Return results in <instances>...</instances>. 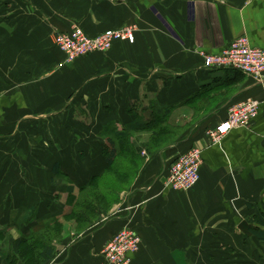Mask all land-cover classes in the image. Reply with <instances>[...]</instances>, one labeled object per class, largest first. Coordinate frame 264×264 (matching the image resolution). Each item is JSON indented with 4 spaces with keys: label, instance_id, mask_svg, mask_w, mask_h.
<instances>
[{
    "label": "crops",
    "instance_id": "obj_1",
    "mask_svg": "<svg viewBox=\"0 0 264 264\" xmlns=\"http://www.w3.org/2000/svg\"><path fill=\"white\" fill-rule=\"evenodd\" d=\"M125 25L135 26L133 42L68 62L52 38ZM240 35L264 49V0H0V211L4 226L22 229L12 238L25 232L29 208L32 223L63 221L68 186L79 197L108 169L104 142L128 130L141 158L135 173L106 215L64 229L45 264H104L102 248L122 228L141 239L130 264H264V81L207 69L200 54ZM243 99L258 101L254 119L211 144L206 132ZM156 107L183 129L150 153L146 131L127 127ZM191 147L203 149L199 181L170 189V161Z\"/></svg>",
    "mask_w": 264,
    "mask_h": 264
},
{
    "label": "built area",
    "instance_id": "obj_2",
    "mask_svg": "<svg viewBox=\"0 0 264 264\" xmlns=\"http://www.w3.org/2000/svg\"><path fill=\"white\" fill-rule=\"evenodd\" d=\"M134 31V25H125L89 36L82 28L73 26L67 31H55L52 38L68 62L96 51H108L115 41L133 42ZM200 54L207 69L240 70L256 81H264V49L251 46L246 35L238 36L219 53L201 51ZM258 108L256 99H243L232 103L228 107L226 119L206 132L210 143L220 142L232 128L248 126L256 116ZM202 151L200 147H191L175 156L167 169L166 186L181 191L194 187L200 178ZM140 241V236L133 229H120L102 248L104 264H130L131 255L138 251Z\"/></svg>",
    "mask_w": 264,
    "mask_h": 264
},
{
    "label": "trees",
    "instance_id": "obj_3",
    "mask_svg": "<svg viewBox=\"0 0 264 264\" xmlns=\"http://www.w3.org/2000/svg\"><path fill=\"white\" fill-rule=\"evenodd\" d=\"M234 71L237 74L242 73L240 70ZM169 111L163 110L161 107H156L152 112L151 118L135 120V122L127 127V129L131 128L137 131H149L150 137L148 141L144 142L143 146L150 153H153L156 149L169 146L180 136V130L174 131V127L176 126L166 125V118L167 115H169ZM160 123L162 124L159 130H157V125ZM163 123H165L164 126ZM114 136L115 138L113 139L107 138L106 145L104 146L106 163L109 165L108 170L112 171L113 177L110 174H104V176L99 175V177L91 178L85 186L80 187L79 197L74 193L75 187L73 183L67 188L68 196L66 199V206L69 210L65 216L75 214L74 221L84 225L80 230L94 223L102 214H107L109 207L107 208L106 206H110L115 200H118L119 190L125 188L126 185L120 188L122 183L112 180V178L117 176L128 179V176L135 173L136 167L140 164L141 158L138 152L130 146L131 136L128 130H126V132L116 131ZM156 143L157 147L155 148ZM118 149L127 155L131 163L127 171L117 168L116 164H114L118 153H120ZM133 163L136 165H133ZM58 170V166L56 165L54 172L57 173ZM35 216L36 210L29 208L24 217L26 223L25 232L12 240L10 249L7 251L8 253L1 256L6 264H18V262L20 264H45L56 255V246L64 238V222L56 218L52 221L42 223L38 229H32V225L35 224L32 223ZM2 231H4V229L0 232ZM259 233L262 235L261 232ZM27 255H29V257Z\"/></svg>",
    "mask_w": 264,
    "mask_h": 264
},
{
    "label": "rangeland",
    "instance_id": "obj_4",
    "mask_svg": "<svg viewBox=\"0 0 264 264\" xmlns=\"http://www.w3.org/2000/svg\"><path fill=\"white\" fill-rule=\"evenodd\" d=\"M174 114H175V112H174ZM152 122H154V121H152ZM182 123V121H180V124ZM162 123H160V124H158L157 126V130H159V128H160V125H161ZM165 125V123H163V126ZM169 126V125H168ZM175 128V130L174 131H176V130H180V132L182 131V127L180 128L179 127V129L178 128H176V127H174ZM145 132V131H144ZM147 133H149V131H146V133H144V134H141V135H143L145 138L147 137V139H149V137H150V135H148ZM179 133V132H178ZM180 134V133H179ZM148 141V140H147ZM106 142L107 141H105L104 142V144L106 145ZM17 143V142H16ZM105 145H103V147L105 146ZM157 145V143L155 144V148L157 147L156 146ZM20 147V146H19ZM145 152V151H144ZM115 163L118 165V164H124V165H128V164H130L131 165V163L129 162V159H128V157H127V155L126 154H124L123 152H121L120 151V153H118V155H117V158H116V161H115ZM133 165H136V164H134L133 163ZM133 167H136V166H133ZM104 174H110L112 177H113V173H112V171L111 170H106V171H104L101 175L102 176H104ZM114 178H116L118 181H120L121 183H125V182H127L128 180L127 179H124V178H120V177H117V176H114ZM62 180H64V182H68V180H67V177H62L61 178ZM113 179V178H112ZM82 196V195H81ZM106 203V202H105ZM104 203V204H105ZM107 204V203H106ZM105 204V205H106ZM107 208L109 207V206H106ZM67 209H69V208H67ZM108 209H110V207L108 208ZM7 212V211H6ZM106 215V214H105ZM6 215L5 214H3V212L2 211H0V224H1V226H0V231L2 230V229H4V231H2V232H0V264H6L5 263V260L1 257V256H3L4 254H7L8 252V250L10 249V245H11V241L14 239V238H12L13 236H15V234H19V232L21 233V230L22 229H17V230H14L13 229V227L12 226H4V224H3V218L5 217ZM74 218H75V214H72V215H68V216H66L64 219H63V222H64V224H63V233H64V229L65 228H67L68 227V229L70 228L71 230L73 229V230H75V231H81L80 230V228H83L84 227V225H82L81 223H78V222H76V221H74ZM42 223H44V222H37V223H35L34 225H32V229H35V228H40L39 226L42 224ZM93 224V223H92ZM6 225H7V223H6ZM62 226V225H61ZM66 226V227H65ZM89 226V225H88ZM87 226V227H88ZM18 231V232H17ZM31 232H32V230H31ZM64 240V239H63ZM62 240V241H63ZM61 241V242H62ZM60 242V243H61ZM139 250V249H138ZM103 255V254H102ZM28 257H29V255H27ZM103 259H104V256H103ZM18 264H20L19 262H18Z\"/></svg>",
    "mask_w": 264,
    "mask_h": 264
},
{
    "label": "water",
    "instance_id": "obj_5",
    "mask_svg": "<svg viewBox=\"0 0 264 264\" xmlns=\"http://www.w3.org/2000/svg\"><path fill=\"white\" fill-rule=\"evenodd\" d=\"M249 228H250V224L246 220H243V222H241V224L239 225V229L242 232H245L247 234H251V232L249 231Z\"/></svg>",
    "mask_w": 264,
    "mask_h": 264
}]
</instances>
